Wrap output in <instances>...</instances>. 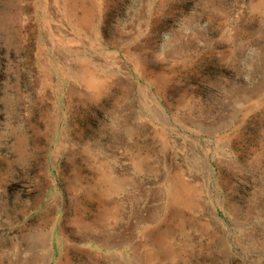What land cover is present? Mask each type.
Returning <instances> with one entry per match:
<instances>
[{
	"label": "rangeland",
	"instance_id": "374dc122",
	"mask_svg": "<svg viewBox=\"0 0 264 264\" xmlns=\"http://www.w3.org/2000/svg\"><path fill=\"white\" fill-rule=\"evenodd\" d=\"M0 264H264V0H0Z\"/></svg>",
	"mask_w": 264,
	"mask_h": 264
}]
</instances>
